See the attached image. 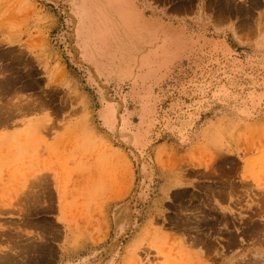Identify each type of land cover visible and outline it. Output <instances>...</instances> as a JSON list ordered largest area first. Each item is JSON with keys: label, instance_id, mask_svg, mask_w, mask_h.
<instances>
[{"label": "rangeland", "instance_id": "rangeland-1", "mask_svg": "<svg viewBox=\"0 0 264 264\" xmlns=\"http://www.w3.org/2000/svg\"><path fill=\"white\" fill-rule=\"evenodd\" d=\"M109 1L0 0V264H264V0Z\"/></svg>", "mask_w": 264, "mask_h": 264}, {"label": "crops", "instance_id": "crops-1", "mask_svg": "<svg viewBox=\"0 0 264 264\" xmlns=\"http://www.w3.org/2000/svg\"><path fill=\"white\" fill-rule=\"evenodd\" d=\"M264 45V41L263 42H259L258 44H262ZM257 48H254V52L260 51V50H256ZM261 51H264V47H262ZM234 79L230 80V83L232 84L231 87H236L234 90L236 91L238 89V91L240 90L241 87H245L244 86V81H240L238 79L239 77V73L234 74ZM247 82H250L248 84L250 88H252L250 91L252 94H250L251 96H253L256 100H258L257 103H255L254 105L256 106H263L264 107V77L260 78L259 80H246ZM229 83V81H228ZM240 87V88H239ZM230 90V88H229ZM250 97V96H249ZM190 185V184H189ZM189 187L188 185H181L179 186L180 189H184ZM62 216L60 210H57V214L54 215L55 218V222L59 225L62 226V228L64 229L65 234L67 233V237L65 239V237H63L62 242H55V244L58 245L59 247V256L55 262V264H67V263H72V264H77L76 261H74V257L73 255L76 254L77 250H74L71 246H72V235L70 232V228L68 226L69 221H67V219L69 217L66 216L65 220L62 221L59 218ZM71 219V218H70ZM181 226H176L177 235H183L185 234L184 229L180 228ZM180 237V241H181V236Z\"/></svg>", "mask_w": 264, "mask_h": 264}, {"label": "bare ground", "instance_id": "bare-ground-1", "mask_svg": "<svg viewBox=\"0 0 264 264\" xmlns=\"http://www.w3.org/2000/svg\"><path fill=\"white\" fill-rule=\"evenodd\" d=\"M103 3L107 4V7H109V4H111V2L109 0H103ZM116 10V9H115ZM127 18V22H132V21H136V20H132V15H127L125 16ZM137 21H140V19L138 17H136ZM86 27V26H85ZM154 36V35H153ZM143 42H141L142 44ZM182 225V224H181ZM181 228V227H180ZM176 239V238H175Z\"/></svg>", "mask_w": 264, "mask_h": 264}]
</instances>
